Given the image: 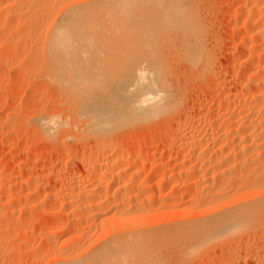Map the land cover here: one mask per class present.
I'll return each mask as SVG.
<instances>
[{"label":"bare ground","instance_id":"1","mask_svg":"<svg viewBox=\"0 0 264 264\" xmlns=\"http://www.w3.org/2000/svg\"><path fill=\"white\" fill-rule=\"evenodd\" d=\"M233 2L219 23L212 0H0V26L8 33L41 24L35 40L38 48L24 53L43 61L37 71L47 86L56 85V93L62 94L56 106L60 110L43 115L39 106L38 115L27 121L34 136L48 141V152L67 139L80 148V153L70 146L62 149L60 162L68 174L53 176L59 184L68 182L70 191L67 186L63 192L47 190L45 198L56 200L51 208H40V200L31 196L22 200L16 223L22 224L29 210L32 217L31 210H37L34 218L39 220L59 212L56 219L61 221L62 212L70 208L71 223L59 225L57 233L84 234L77 245L74 241L71 245L82 250L93 249V244L112 238L118 230L128 231H119L124 234L120 237L117 232L107 250L97 252L95 264H171L192 259L199 264H264V0ZM223 23L229 28V33L224 30L233 54L230 72L217 62L225 39ZM240 34L242 38H234ZM28 39L23 42L32 43ZM116 54L122 57L119 86L104 80L105 74L116 72L106 67ZM197 87L205 89L203 100L209 97L212 106L201 104L202 97L196 99L200 104L190 106L189 93ZM190 110L199 114L197 122L189 117ZM156 123L169 128L143 141L131 133L138 125ZM75 128L77 134L72 132ZM28 136L22 138L25 143ZM7 143L12 154L27 147L18 143L17 135ZM78 163L85 166L80 178L68 168ZM37 164L35 159L25 168ZM2 169L0 232L6 234L14 231L12 223L4 224L2 219L13 220H9L15 214L11 206L19 202L15 192L10 194L15 182L21 176L26 187L41 178L36 171L23 182L24 172L10 176L8 171L9 178ZM75 188L86 194L73 199ZM58 202L63 207L55 208ZM53 219L46 220L50 226L57 222ZM26 233L30 239L32 230ZM7 234L4 237L12 236ZM55 240L50 251L57 248ZM216 247H221L218 255L206 258ZM130 249L138 250L136 255L131 252L135 258ZM74 260L61 259L62 264H80Z\"/></svg>","mask_w":264,"mask_h":264},{"label":"rangeland","instance_id":"2","mask_svg":"<svg viewBox=\"0 0 264 264\" xmlns=\"http://www.w3.org/2000/svg\"><path fill=\"white\" fill-rule=\"evenodd\" d=\"M212 1L215 3V7L217 9V11H216L217 18L220 17L219 19H217L218 22L220 20L224 21L225 20L224 16L226 15L224 12L226 10V13H227V10L231 8V6H229V4L231 3V0L230 1L229 0H222V1L221 0H212ZM225 2H226V4H225ZM222 3H223V5H222ZM232 3H234L233 0H232ZM232 3H231V5H233ZM218 4H219V6H218ZM228 7H230V8H228ZM218 8H220V10ZM41 20L43 21L42 18H41ZM219 23H222V22H219ZM223 24L225 25V23H223ZM220 25L222 26V24H220ZM224 25L222 26V28L225 27V26L226 27L223 28L222 30L224 32L226 30L229 33V28H228V30L226 29L228 26L227 25L224 26ZM40 26H41V24L39 22H37L36 27L31 26L30 29H26L24 31H20L18 29V27H17L15 30L13 28L10 31V33H8L9 31L4 30V28L0 26V54L1 53H5L6 54V55L5 54L4 55H2V54L0 55V140H3L2 143H4L2 145V147L0 148V158L3 161L0 164V166L1 167L4 166V165L7 166V167H5V166L2 167V168H5L6 170L2 169L1 167H0V169H2L4 171H7V172H5L7 177H9V175L11 176L13 174L15 175V174H18V173H20L18 175H21V172L22 173L24 172L23 173V177H22L23 182L25 180V177L27 178L30 175H34L36 173V171H37V173L35 174V176H37L39 174L38 176L41 178L40 181H35L36 183L34 181H32L31 184H27L26 187H25L24 183L21 184L22 181H21V176H20L19 179H18V182L17 181L15 182V185L17 186V187H15V190L13 191V189H12L11 192L9 190L7 191V193L10 192V194H12V193L14 194V192H15L16 193L15 196L17 195V198L19 199V202H15L16 204L14 203L13 207L11 206L12 211L11 210L10 211L15 213V214H13L14 215L13 216V215H11L12 213L11 214L9 213V217L11 215L12 218H9V217L8 218H9V220L10 219H13V220L7 221L8 219H6V220L2 219L4 224L5 223L9 224V222H11L12 224H10V225H13L14 228H12V226H10V227L12 228V231H13V229H14V231L13 232H10V230L8 231V232H10V235H12L9 238L4 237V236H6V234L8 232L6 234H5V232L4 233L0 232V235H1L0 236L1 237V239H0V246H1L0 247V253L2 254V255L0 254V264H18V263H20V264H45V263L46 264L47 263L48 264L49 263L50 264H56V263L60 264L59 260L61 261V259H62L63 262L67 263V261L69 262V260H71L70 262H72V260H74V259L78 260L77 258H80V261L79 260L78 261L74 260V263L80 262V264H84V263L88 264L89 263V261H87L89 259L88 256H93L94 257V258L90 257L89 260H90V263H91V261L93 262L91 264H95V263H97L96 261H94L95 257H97L96 255H98L97 252L100 253V250L103 251V249H104V251L107 250L108 246L115 239L114 235L116 236L117 232L120 231V232L126 233L128 231L125 232V230L124 231L123 230L122 231L118 230V231H116L114 233L112 238L110 236H108L110 238H107V237H105L106 239L103 238L105 241L100 239L101 241H97L96 242V240H98V239H96L94 241L96 243L93 244L94 246L92 245L93 249H95V250H93L92 248L88 250L89 247L87 245L86 246L88 248L86 247L84 250H82L83 247H82V249L81 248H79V249L73 248V246H71V245H74V243H76L75 245H77L79 243V239L81 237H83L84 234H82V233L78 234V232H75V230H70V231H68L69 233L65 232L67 234H65L63 232L62 233L60 232V234H59V232L57 233V230L59 229V227H58L59 225L61 227V225L65 224L66 222L68 223L70 221L69 223H71V221H72V216L71 217L69 216V215H71V213L70 214L68 213L69 215L67 214V212L71 210L70 208H66L65 212H62L64 215H61V218H60L61 221L60 220L58 221V219H56L57 216H60V214L58 215L59 212L56 214L54 211H56L58 209V207H60V208L63 207V206H61L63 204L62 202H60V203L58 202L60 204V205L58 204V206L56 204L57 207L55 206V208H57V209L53 211L55 214L51 215L57 221L54 225L52 224V226H50V224L47 223V221H46L47 219H49L51 217L50 215H47V219L41 218L42 220L41 219L40 220L37 219L38 217L34 218V216L35 217L37 216V213H36L37 210L36 211L35 210H31L33 212V214H34L33 217L31 216L32 214H31L30 210H29V212H27V217L26 218L28 220L25 219V221L22 222V224L26 223L25 226L22 225L21 222L19 224L16 223V222L19 221V219H18L19 217H17V216H18V214H19V212L21 210V206H22L23 201L26 200V198H29L30 196H31V199H33V200H34V198H38V200H40L39 201L40 202V208H51L50 206L52 205V203L54 204V202H52V201L56 202V200H54L55 197H53L52 199H48V200L45 198V194L48 192L47 190H49L51 188H55L57 190L61 189V191L63 192L66 189L65 188L66 186L68 188V184H69L68 182H62V183L60 182V184H59L58 182H55L53 180V176H55V174L56 175L60 174L62 176H65V175L68 174V170L62 168V164L60 162V156L63 153L62 151L65 148L66 149H71L72 148L71 150L73 152L80 153V150H79L80 148L73 145L74 141L72 139H67L68 141L66 140L64 142L65 144H63V145L62 144H57V146L54 147L53 151L52 150L50 152L46 151L48 149L47 147H49V146H47V145H49L48 141H46V140H42L41 141L37 137H35L34 136V132H33L32 128H31L32 126L28 123L30 117H33L34 115L36 116L37 112H40L41 108L43 110V111L41 110L43 115L44 114L47 115L46 113L52 112L53 110H55V108L57 106V103H60V101L62 99V94L56 93V88H57L56 85L55 86L54 85H51V86L48 85L47 86L46 85L47 84L46 80L37 71L40 68V65L42 64L43 61L40 58L30 57L31 55H28V53L30 54V52H31L30 50H32V52H34L38 48V46H36L37 44L35 45V40H36V37L38 36L37 30L40 29ZM228 33L225 32L224 35L221 34V37L223 36V38H225V39H224V42H223L224 44L222 43V45H223L222 48L223 49L222 48H221L222 50L220 49L221 53L218 52V58H217L218 61L217 62H220V63H218V66L221 67V68H222L223 65L227 66V64H228V66H227L228 68L226 66H224V68H222V70L223 69L224 70L228 69L227 71L230 72L232 68L229 69V67L232 66L231 65V63H232V59L231 58L233 57L232 56L233 54L231 53V51H229L230 47H228V46L231 45L229 39L227 40V38H229L228 35H227ZM240 35H238L239 38L238 37L237 38L234 37V38L237 39V40L240 39V37L242 38L243 35H241V36ZM25 37L26 38L28 37L29 38L28 40L30 42H32V43H30V44L29 43H24L23 41H24ZM223 38H221V39H223ZM41 39L42 38H39L37 40V43H39ZM25 42H26V40H25ZM26 46H27V48H29L28 50H27ZM24 51H26V52L28 51V53H27L28 56L25 55L26 52L24 53ZM23 55H25L24 56V57H26L25 59H24ZM28 57H30V59ZM112 59L110 61L106 62V67L107 68H111L112 67V68L115 69L116 72L114 74H105V77H104L105 79L104 80H105V82L109 83L110 85L111 84L118 85V84L121 83L118 80V78L120 77V74L118 73V70H119L120 65L122 64V57H120L119 54L118 55L116 54L115 56H113ZM225 67H226V69H225ZM197 88L198 89L195 88L196 91L194 89V93H192V92L189 93L192 96H190L188 94L189 98L191 97V99H193V100L190 99L191 103L189 102L190 106H192V107H194V106L196 107L198 105L199 102L197 103L196 101H198V100L200 101L201 97H202L201 98L202 100L206 97V96H204V98H203V96H202V95H205L206 92H204V94H203V92L201 93V91L202 90L204 91L205 89L203 88V89L199 90L200 87H197ZM196 99H198V100H196ZM208 99H209V97H207L206 101L203 100L204 103L202 102V100L200 102L201 104H205L206 108H209L210 105L212 106V104H210V103H212L211 100H208ZM192 101L196 102V104L194 102H192ZM193 104H194V106H193ZM39 106L40 107L42 106V107L40 108ZM59 108H61V107H59ZM59 108L57 107L56 109L60 110ZM47 110H50V111L47 112ZM17 114H18V117H17ZM190 114L192 116H190ZM188 115H189L190 118L192 117L191 120L194 121V122L195 121L197 122L199 120V118H200L199 114L194 112L193 110L188 111ZM197 115H198V117H197ZM195 119H197V120H195ZM142 125H138L136 128H133L131 130V133L137 139L139 138V140H141V141H143L147 137H154L155 135H158L159 133L163 132L164 130H166L165 126H166V128H169L166 123H164V124L163 123H156V124L152 125L153 127L147 126L148 124H142ZM74 131H77L76 128L73 129L72 132H73V134H77ZM6 135H8V136H6ZM14 135L18 136V143L20 145L22 144V145H24V147H26V146L27 147L23 148V149H21V150H19L17 152H13V154H12V153L8 152L9 144L7 143V140H8V138L10 136H14ZM26 135H29L28 136L29 139L25 143L22 138H23V136L25 137ZM69 143L70 144L72 143V144L70 145ZM69 146L71 148H69ZM35 159H37V161H38V164L36 165L37 167L34 166L35 169L33 167H31L30 169L27 167V169H26L25 167L28 165V163L30 164V162L34 161ZM20 161L21 162L24 161L23 162L24 163L23 166L20 165V163H21ZM3 163H4V165H3ZM7 163H8V165H7ZM42 164H43L44 168H43ZM83 165H84L83 163L82 164L78 163V164L75 165V168H74V166H69L68 168L72 169L71 172L73 173L74 176H76L77 178H80V177H82L85 174L84 173V171H85L84 167L85 166H83ZM19 167H21V172H19V169H20ZM45 167L48 168V169H46ZM63 167H65V166H63ZM27 170L30 172V174H29V172ZM61 170H62V172H61ZM8 171H9V173H8ZM12 171H14V172L17 171V173L16 172L15 173L14 172L10 173ZM39 183L42 184V186H40L38 189L35 188V187H37V185ZM20 184H21V186H20ZM80 190L81 189H79V188H75V190L73 191V195L71 197L72 198L74 197L73 199H78L79 196H82V195L86 194V192H84L83 190L82 191H80ZM66 191H70V187L68 189H66ZM7 193H5V194H7ZM18 193H19V195H18ZM34 196H36V197H34ZM5 203L6 202L4 201V204ZM2 205H3V203H2ZM6 206H7V204H6ZM2 207H1V209H3ZM18 207H20V209ZM4 209H8V206H7V208L5 207ZM13 210L14 211L16 210V211L14 212ZM57 211H59V210H57ZM29 213H30L31 217L29 216V218H28ZM65 213L68 216L65 215ZM48 216H50V217L48 218ZM65 217L67 219H65ZM15 218L17 219V221H16ZM32 218L34 219L35 222L32 221L33 220ZM20 224H21V227L23 226L24 228L22 227L19 230ZM43 225H45V226H43ZM17 230H19V232ZM31 230H32L33 234L31 236V238L29 239L28 238V234L26 232L31 231ZM54 230H55V232H54ZM72 231H74V232H72ZM16 232L19 233V234H17ZM52 232L55 233V235H52L53 234ZM120 232H119V235H118L119 237L122 236V234H123V233L120 234ZM25 233H26L27 237L25 236ZM23 234H24V237H23ZM40 234H42V235H40ZM10 235L7 234V236H10ZM50 235H51V238L53 240H55L56 237L58 238V239L55 240V242L57 241L56 243H58L57 246H56L57 248L56 249L54 248L53 250H51L52 252L49 249L53 247L51 244L54 241L52 239L50 240V237H49ZM99 235L100 234L96 233L97 238H100ZM15 236H16V238H15ZM2 237H3V239H2ZM77 238H79V239L77 240ZM5 239H8L11 243L9 241L5 242ZM108 239H110V240H108ZM1 240L4 241L5 244ZM42 240H43V242H42ZM76 240H77V242H76ZM13 241L15 242L14 245L12 244ZM73 241H74V243H73ZM103 241H104L105 245L101 243ZM24 242L26 244H24ZM70 242H71V244H70ZM7 243H9V244L7 245ZM10 244H11V247L13 246L12 248H10ZM22 245H23V247H22ZM98 245H99L100 248L102 246V248L101 249L99 247L97 248ZM6 246H8V247H6ZM60 246H61V248H60ZM4 249H6V250H4ZM30 249H31V251H30ZM59 249L62 250L61 251L62 253L59 251ZM71 250H73V251H71ZM79 250L83 251L84 253L80 252V254H76V251L78 252ZM85 250L88 251V252H85ZM90 250H92V251H90ZM220 250H221V247L220 248L216 247L214 250H211L210 252H208V254L206 255V258L211 259L212 256L218 255V252ZM3 251H6V252L2 253ZM27 251H29V252H27ZM33 251H35V252H33ZM53 251H55V252H53ZM65 251L66 252L68 251V253L69 252L70 253L68 254ZM132 251H133V253L135 255L138 252V250L132 249L131 251H129V253H131ZM16 252H19V253H16ZM71 252H72V254L75 253L74 257H72L70 259H66V260H65V258H62V257H66V256H68V258L70 256H73L71 254ZM211 252H212V254H211ZM10 253H12V254H10ZM92 253L93 254L96 253V254L92 255ZM133 253H131L132 257L135 258V255ZM59 254L60 255L62 254L61 255L62 257L59 256ZM66 254H68V255H66ZM40 256H42V257H40ZM55 256L57 258H58V256L61 257V258L55 259L56 258ZM39 257H40V259H39ZM83 257H84L85 260L82 259ZM86 258H88V259H86ZM53 259H55L56 262L51 263L50 260H53ZM37 260H38V262H37ZM62 261H61V264H62ZM83 261H85V262H83ZM63 264H65V263H63ZM171 264H199V262H197L196 259H192V260H187V261H182V262H171Z\"/></svg>","mask_w":264,"mask_h":264}]
</instances>
